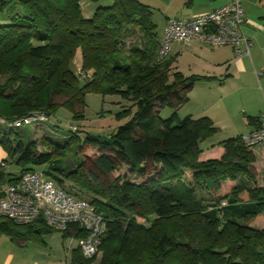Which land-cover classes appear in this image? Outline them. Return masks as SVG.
<instances>
[{
  "label": "trees",
  "instance_id": "obj_1",
  "mask_svg": "<svg viewBox=\"0 0 264 264\" xmlns=\"http://www.w3.org/2000/svg\"><path fill=\"white\" fill-rule=\"evenodd\" d=\"M84 1L0 0V16L22 9L0 20V118L35 111L49 117L60 106L82 116L74 107L96 93L119 95L123 108L114 116L125 120L109 134L83 132L78 152L94 147L99 154L71 169L52 159L63 145L44 138L51 150L38 152L34 141L11 144L4 133L3 147L20 171L7 178L0 172V185L50 163L45 173L58 186L65 189L67 179L92 197L106 221L98 252L85 257L73 248L67 264H264V221L253 225L264 220V185L256 183L252 147L238 135L219 142V157L204 158L199 145L216 128L207 117L179 118L196 78L171 72L172 58H158L153 9L139 0H112L87 18ZM77 55L79 72L71 69ZM115 60L127 67H113ZM164 108L170 115L162 119ZM71 133V139L81 135ZM120 164L144 181H100ZM55 230L42 218L18 225L0 216V234L19 245ZM81 234L72 225L62 231V237Z\"/></svg>",
  "mask_w": 264,
  "mask_h": 264
},
{
  "label": "crops",
  "instance_id": "obj_2",
  "mask_svg": "<svg viewBox=\"0 0 264 264\" xmlns=\"http://www.w3.org/2000/svg\"><path fill=\"white\" fill-rule=\"evenodd\" d=\"M139 1L152 9L176 14L174 17L178 18L180 17L178 15L192 17L206 13L230 0H207L209 6L197 10L188 8L186 0ZM242 7L243 31L251 42L248 55L236 56L231 46H210L198 38H192L186 42H173L166 57L175 59V66L172 64L175 71H179L185 77L196 78L191 91L188 92L189 103L192 105L186 114L193 118L207 117L216 128L215 132H239L240 135L256 129L259 121L256 122L255 118L264 112V73L259 74L260 71L264 72V0H243ZM161 37L162 34L159 39ZM181 61L184 66L180 65ZM74 66L73 61L71 69L76 71L78 66L76 69ZM110 98H115L119 104L122 102L119 95H111ZM239 108L246 109V112H240ZM114 119L121 123L125 120L117 119L115 116ZM100 126L103 127L104 134L114 130L113 123H103ZM203 142L199 146L204 158L219 157L222 154L220 145L202 148ZM253 153L255 155L253 164L256 165L257 155L254 150ZM2 156L0 150V160ZM259 172L258 167L256 183L262 186L264 176L261 180ZM7 241L6 237H0V264H67V256L65 255V260L62 261L59 253L56 256L43 255L44 258L41 260L25 261L21 256L14 255L15 246L7 245ZM37 241L43 242L44 235Z\"/></svg>",
  "mask_w": 264,
  "mask_h": 264
},
{
  "label": "built area",
  "instance_id": "obj_3",
  "mask_svg": "<svg viewBox=\"0 0 264 264\" xmlns=\"http://www.w3.org/2000/svg\"><path fill=\"white\" fill-rule=\"evenodd\" d=\"M242 1L230 0L206 13L168 19L159 42L158 58L169 55L173 42H186L192 38L210 46H231L236 56L248 55L251 42L243 31ZM48 120L43 112L35 111L12 121L0 118V123L12 127L33 123L41 126ZM70 128L72 132L77 131L73 125ZM241 138L248 147L264 143V112L259 117L258 127L242 134ZM0 216L18 225L42 218L56 230L64 231L71 225L78 228L82 233L80 236H68L67 262L73 248H78L85 257L95 255L106 226L104 217L95 211L88 199L67 192L40 170L26 171L16 182L0 185Z\"/></svg>",
  "mask_w": 264,
  "mask_h": 264
},
{
  "label": "rangeland",
  "instance_id": "obj_4",
  "mask_svg": "<svg viewBox=\"0 0 264 264\" xmlns=\"http://www.w3.org/2000/svg\"><path fill=\"white\" fill-rule=\"evenodd\" d=\"M112 0H85L82 3V12L85 17H91L93 15L94 10L98 6H109ZM188 8L190 7L192 10L207 8L209 6V1L207 0H186ZM192 4V5H191ZM153 19L156 24V31L158 36L160 37L163 34L164 27L170 18H177L174 17L176 14L167 13L163 10L158 11L157 9H153ZM14 12L21 13L22 9L20 6L14 7L11 11L5 12V15H9ZM5 15L0 16V20L3 21ZM168 15V16H167ZM172 15V16H170ZM180 17H184L183 15H178ZM178 17V18H180ZM171 51V50H170ZM75 67L80 65V58L78 55L74 58ZM175 59L172 58V64L175 66ZM181 66H184V63L181 61ZM173 66V67H174ZM179 69V67H178ZM177 69V70H178ZM175 71L174 68L171 69V72ZM191 91V90H190ZM111 95L108 96H101L96 93H87L85 95V106H77L74 107L76 110L82 113V116L73 117V113L65 106H60L56 112L49 116V120L47 122L42 123L41 126H37L35 123L29 125H23L21 127H12L0 124V150L3 153V156L0 160V172L3 173L4 177H12L16 176L20 171V166L16 163V157H11L8 155V152L3 147L2 144V137L3 134L6 133L8 140L11 144L18 143L21 141L23 144H27L30 141H34L36 144V149L38 152H45L51 150L50 146H47L43 143V139L47 138L52 140L55 144H60L64 146V152L61 155L53 156V160L56 158L61 159V163L63 167L67 169L74 168L77 163H79L84 156H92L98 155L99 150L98 148L94 147H87L84 148L83 151L78 152L77 146L82 142L84 137L82 135L83 132H89L90 134H104L100 124L113 123L114 130L116 127L121 124V122L114 119V114L121 110L123 107L120 106L118 101L110 98ZM57 102H62L64 98L55 96L54 98ZM192 103H187L184 105L179 111L178 116L179 118H184L187 116L186 111H190V106ZM240 112H246V109H240ZM103 113V116L101 114ZM170 115V109L164 108L160 112V118L164 119ZM104 121V122H103ZM73 124L77 127V133H81L79 137L76 138H69L72 133L69 129L70 125ZM113 130V131H114ZM240 135L239 132H215L209 138L204 140L201 144L202 148L206 147H215L219 145V142L224 139L236 137ZM252 150L255 151L257 155V162L255 167H259L260 169V179L263 180L264 176V145L259 143L255 146H252ZM50 163H44L39 165H33L34 170H40L44 173L49 170ZM45 175H47L45 173ZM55 175V174H54ZM118 176H121L123 179L131 181L133 183H142L144 178H142L136 169H133L127 165L120 164L116 170L111 172L108 175H101L100 181L103 182H110L113 181ZM257 177V176H256ZM56 181V179H54ZM57 183V182H56ZM65 186V187H64ZM64 188L65 190L73 193L77 196L84 197L88 200H91V196L86 194L83 191H77L78 188L75 186L71 181L64 180ZM205 196L208 198L209 196L205 193ZM264 220L262 218L257 219L254 222V226H260ZM44 241H37V240H27L24 245H19L18 243L10 240V238L4 234H0V237H6L8 239L7 245L14 244L15 248L14 255L16 257L21 256L23 260H41L44 258L43 255H52L56 256L58 253L61 254L62 261L65 260L66 250L65 246L68 242V236L62 237V231L55 230L51 233H43ZM12 242V243H9ZM76 242L74 243V246ZM17 246V247H16ZM98 258L100 255L97 256Z\"/></svg>",
  "mask_w": 264,
  "mask_h": 264
},
{
  "label": "water",
  "instance_id": "obj_5",
  "mask_svg": "<svg viewBox=\"0 0 264 264\" xmlns=\"http://www.w3.org/2000/svg\"><path fill=\"white\" fill-rule=\"evenodd\" d=\"M113 67H115V68H126L127 64H122V63H119L118 61L115 60L113 63Z\"/></svg>",
  "mask_w": 264,
  "mask_h": 264
}]
</instances>
